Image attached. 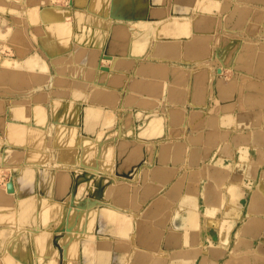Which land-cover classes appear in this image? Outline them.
<instances>
[{"label":"crops","instance_id":"0c3cea01","mask_svg":"<svg viewBox=\"0 0 264 264\" xmlns=\"http://www.w3.org/2000/svg\"><path fill=\"white\" fill-rule=\"evenodd\" d=\"M262 130L264 0H0V264H264Z\"/></svg>","mask_w":264,"mask_h":264},{"label":"bare ground","instance_id":"6f19581e","mask_svg":"<svg viewBox=\"0 0 264 264\" xmlns=\"http://www.w3.org/2000/svg\"><path fill=\"white\" fill-rule=\"evenodd\" d=\"M9 1V0H8ZM48 0H46V2H47ZM39 2V1H38ZM66 2L68 3L69 2V0H66ZM161 2V1H160ZM159 2V3H160ZM51 3V2H50ZM12 4V3H11ZM39 4V3H38ZM15 5V4H14ZM102 5V4H101ZM18 6V5H17ZM114 7V6H113ZM91 8H92V6H91ZM102 8V7H101ZM100 10V9H99ZM92 12V11H91ZM98 12V11H97ZM96 12V13H97ZM94 13V12H93ZM95 13V14H96ZM53 14V13H52ZM46 17L47 18H52V15H51V13L50 14H48V15H46ZM53 17H54V15H53ZM57 17V16H56ZM31 18V17H30ZM57 18H59V20H60V17H57ZM41 21V20H40ZM39 22V21H38ZM51 22V21H50ZM154 25V24H153ZM23 26V25H22ZM21 26V27H22ZM40 27V26H39ZM44 27V26H43ZM156 28V27H155ZM62 31H64V29H61ZM150 30V29H149ZM39 31V30H38ZM33 32V31H32ZM92 32H93V30H92ZM125 32V31H124ZM236 33V32H235ZM238 33V32H237ZM131 34V33H130ZM196 35V34H195ZM195 35H194V37H195ZM198 36V35H197ZM196 36V37H197ZM200 36V35H199ZM91 37V36H90ZM129 37V36H128ZM194 37H193V39H194ZM206 37V36H205ZM44 38V37H43ZM172 38V37H171ZM191 38V37H190ZM196 39V38H195ZM132 39H130V41H131ZM190 41V40H189ZM193 43V42H192ZM191 43V44H192ZM259 43V42H258ZM90 44V43H89ZM133 44V43H132ZM50 45V44H49ZM258 45V44H257ZM49 48V47H48ZM91 49V48H90ZM238 49V48H237ZM23 50V49H22ZM93 50V49H92ZM24 52V51H23ZM90 52V51H89ZM92 52V51H91ZM215 52V51H214ZM25 53V52H24ZM235 53H236V51H235ZM234 54V53H233ZM237 55V54H236ZM252 56V55H251ZM238 57V56H237ZM128 59V58H127ZM233 59V58H232ZM248 59V58H247ZM89 60H90V58H89ZM247 62V61H246ZM91 65V64H90ZM93 66V65H92ZM103 67V66H102ZM119 67V66H118ZM99 68V67H98ZM144 68V67H143ZM260 68V67H259ZM92 69V68H91ZM142 69V68H141ZM175 69V68H174ZM181 72V71H180ZM179 72V73H180ZM220 72V71H219ZM97 73V72H96ZM18 78V77H17ZM34 78H36V77H34ZM36 79H34V81H35ZM38 80V79H37ZM42 83V82H41ZM217 85V84H216ZM36 87V86H35ZM227 88V87H226ZM224 90V89H223ZM229 90V89H228ZM220 92V91H219ZM229 94V93H228ZM105 96V95H104ZM106 97H108V96H106ZM111 100V99H110ZM219 103V102H218ZM128 108H129V106H128ZM149 110V109H148ZM84 111V110H83ZM150 111V110H149ZM224 111V110H223ZM87 112V111H86ZM196 112V111H195ZM229 112V111H228ZM232 112V111H231ZM102 113V112H101ZM130 113H131V111H130ZM262 113V112H261ZM194 115V114H193ZM204 115V114H203ZM221 115V114H220ZM233 115V114H232ZM191 116V115H190ZM252 116V115H251ZM86 117V116H85ZM91 117V116H90ZM205 117V116H204ZM219 118V117H218ZM195 119V118H194ZM202 119V118H201ZM205 119V118H204ZM216 119V118H215ZM221 119V118H220ZM235 119V118H234ZM200 120V119H199ZM92 122V121H91ZM95 122V121H94ZM102 122V121H101ZM136 122V121H135ZM259 122V121H258ZM56 123V122H55ZM185 123V122H184ZM192 123V122H191ZM203 123V122H202ZM205 123V122H204ZM263 123V122H262ZM85 124V123H84ZM91 124V123H90ZM95 123H93V125H94ZM189 124V123H188ZM208 124H210V123H208ZM219 124V123H218ZM64 125V124H63ZM63 125H62V127H63ZM192 125V124H191ZM211 125V124H210ZM216 125V124H215ZM255 125V124H254ZM68 126V125H67ZM98 126V125H97ZM212 126V125H211ZM56 127V126H55ZM71 127V126H70ZM99 127H101V126H99ZM183 127H185L184 125H183ZM257 127V126H256ZM97 128V127H96ZM190 128V127H189ZM210 128V127H209ZM65 129V128H64ZM67 129V128H66ZM73 129V128H72ZM166 129H167V127H166ZM193 129V128H192ZM195 129V128H194ZM199 129V128H198ZM221 129H223V128H221ZM88 130V129H87ZM99 130V129H98ZM115 130V129H114ZM164 130V129H163ZM184 130V129H183ZM31 131V130H30ZM67 131V130H66ZM89 131V130H88ZM191 131V130H190ZM264 130H262V132H263ZM91 132V131H90ZM198 132V131H197ZM201 132V131H200ZM262 132H261V134H262ZM35 133V132H34ZM94 133V132H93ZM194 133V132H193ZM27 134V133H26ZM29 134V133H28ZM184 134V133H183ZM35 135V134H34ZM182 135V134H181ZM200 135V134H199ZM203 135V134H202ZM263 135V134H262ZM115 136V135H114ZM196 136V135H195ZM160 137V136H159ZM31 138V137H30ZM168 138V137H167ZM198 138H199V136H198ZM228 138V137H227ZM44 139H45V137H44ZM47 139V138H46ZM63 139V138H62ZM153 139V138H152ZM165 139V138H164ZM220 139V138H219ZM225 139V138H224ZM223 139V140H224ZM26 141V140H25ZM40 141V140H39ZM46 141V140H45ZM115 141V140H114ZM142 141V140H141ZM161 141H164V140H161ZM177 141V140H176ZM196 141H199V140H196ZM116 142V141H115ZM154 142V141H153ZM146 143V142H145ZM149 143H150V141H149ZM175 143V142H174ZM182 144V143H181ZM184 144V143H183ZM228 145V144H227ZM56 146H58V145H56ZM173 146V145H172ZM223 146V145H222ZM45 147V146H44ZM87 147V146H86ZM153 147V146H152ZM164 147V146H163ZM189 147V146H188ZM98 148H99V146H98ZM174 148V147H173ZM227 148V147H226ZM232 148V147H231ZM61 149H62V147H61ZM72 149V148H71ZM75 149V148H74ZM221 149V148H220ZM229 149V148H228ZM57 150V149H56ZM99 150V149H98ZM114 150V149H113ZM196 150V149H195ZM237 150V149H236ZM59 151V150H58ZM67 151V150H66ZM145 151V150H144ZM224 151V150H223ZM129 152V151H128ZM146 152V151H145ZM153 152V151H152ZM188 154H189V152H188ZM60 155H63V153L62 154H60ZM131 155V154H130ZM133 155V154H132ZM111 156V155H110ZM109 156V157H110ZM139 156V155H138ZM188 156V155H187ZM141 157V156H140ZM111 158V157H110ZM192 158V157H191ZM194 158V157H193ZM72 159V158H71ZM75 159V158H74ZM81 159H82V157H81ZM54 160V159H53ZM88 160V159H87ZM115 160V159H114ZM216 160V159H215ZM226 160V159H225ZM82 161V160H81ZM55 162V161H54ZM80 162V161H79ZM78 162V163H79ZM64 163V162H63ZM77 163V164H78ZM59 164V163H58ZM65 164V163H64ZM63 164V165H64ZM67 164V163H66ZM87 164V163H86ZM177 164V163H176ZM196 164V163H195ZM75 165V164H74ZM183 165V164H182ZM185 165H186V163H185ZM189 165V164H188ZM193 165H194V163H193ZM219 165V164H218ZM172 166V165H171ZM197 166V165H196ZM78 167V166H77ZM80 167V166H79ZM92 167V166H91ZM111 167V166H110ZM114 167V166H113ZM179 167V166H178ZM257 168V167H256ZM88 169V168H87ZM113 169V168H112ZM251 169V168H250ZM143 170V169H142ZM169 170V169H168ZM195 170V169H194ZM225 170V169H224ZM91 171V170H90ZM255 171V170H254ZM93 172V171H92ZM189 172V171H188ZM98 173V172H97ZM179 173H181V172H179ZM185 173V172H184ZM219 173V172H218ZM258 173V172H257ZM84 174V173H83ZM94 174V173H93ZM104 174V173H103ZM114 174V173H113ZM145 174V173H144ZM150 174V173H149ZM95 175V174H94ZM107 175V174H106ZM262 175V174H261ZM75 176V175H74ZM187 176H188V174H187ZM225 176V175H224ZM61 177V176H60ZM125 177V176H124ZM134 177V176H133ZM146 177V176H145ZM170 177V176H169ZM221 177V176H220ZM263 177V176H262ZM115 178V177H114ZM136 178H137V176H136ZM166 178V177H165ZM194 178V177H193ZM93 179V178H92ZM101 179V178H100ZM175 179V178H174ZM105 180V179H104ZM138 180V179H137ZM245 180V179H244ZM108 181V180H107ZM142 181V180H141ZM165 181V180H164ZM45 182V181H44ZM43 182V183H44ZM100 182V181H99ZM129 182V181H128ZM168 182V181H167ZM42 183V182H41ZM80 183V182H79ZM89 183V182H88ZM98 183V182H97ZM183 183V182H182ZM109 184H111V183H109ZM131 184V183H130ZM163 184V183H162ZM248 184V183H247ZM41 185V184H40ZM46 185V184H45ZM74 185V184H73ZM73 185H72V187H73ZM112 185V184H111ZM167 185V184H166ZM190 185V184H189ZM215 185V184H214ZM42 186H43V184H42ZM75 186V185H74ZM105 186V185H104ZM158 186V185H157ZM194 186V185H193ZM106 187V186H105ZM108 187V186H107ZM166 187V186H165ZM42 188V187H41ZM41 188H39L40 190H41ZM113 188V187H112ZM202 188V187H201ZM244 188V187H243ZM44 190H45V188H43ZM71 189V188H70ZM90 189V188H89ZM166 189V188H165ZM221 189V188H220ZM22 190V189H21ZM43 190V191H44ZM72 190V189H71ZM82 190V189H81ZM163 191V190H162ZM22 192V191H21ZM88 192V191H87ZM181 192V191H180ZM226 192V191H225ZM230 192V191H229ZM40 193V192H39ZM74 193V192H73ZM78 193V192H77ZM92 193H94V192H92ZM190 193V192H189ZM192 193V192H191ZM235 194V193H234ZM157 195V194H156ZM67 196V195H66ZM75 196V195H74ZM86 196V195H85ZM93 197V196H92ZM102 197V196H101ZM227 197V196H226ZM4 198V197H3ZM159 198V197H158ZM191 198H192V196H191ZM72 199V198H71ZM97 199V198H96ZM109 199V198H108ZM61 200H63V199H61ZM193 200V199H192ZM225 200V199H224ZM6 201V200H5ZM76 201V200H75ZM206 201V200H205ZM152 202V201H151ZM196 202V201H195ZM5 203V202H4ZM41 203V202H40ZM66 203V202H65ZM69 203V202H68ZM74 203V202H73ZM76 203V202H75ZM109 203V202H108ZM144 203V202H143ZM157 203V202H156ZM200 203V202H199ZM204 203V202H203ZM253 203V202H252ZM91 204V203H90ZM198 204V203H197ZM250 204V203H249ZM65 205V204H64ZM156 205V204H155ZM159 205V204H158ZM67 206V205H66ZM80 206V205H79ZM108 206V205H107ZM202 206V205H201ZM257 206V205H256ZM71 207H73V206H71ZM106 207V206H105ZM104 207V208H105ZM13 208V207H12ZM59 208V207H58ZM74 209V208H73ZM114 209V208H113ZM181 209V208H180ZM187 209V208H186ZM198 209V208H197ZM102 210V209H101ZM166 210V209H165ZM171 210V209H170ZM52 211H54V209L52 210ZM79 211H81V210H79ZM114 211V210H113ZM116 211V210H115ZM128 211V210H127ZM175 211H176V209H175ZM101 212V211H100ZM110 212V211H109ZM158 212H160V211H158ZM163 212V211H162ZM172 212V211H171ZM215 212V211H214ZM111 213V212H110ZM1 214V213H0ZM145 214H146V212H145ZM160 214V213H159ZM16 215V214H15ZM102 215V214H101ZM118 215V214H117ZM131 215V214H130ZM153 215V214H152ZM203 215V214H202ZM39 216H40V214H39ZM100 216V215H99ZM114 216V215H113ZM157 216V215H156ZM57 217V216H56ZM61 217V216H60ZM158 217V216H157ZM170 217V216H169ZM207 217V216H206ZM215 217V216H214ZM15 218V217H14ZM40 218V217H39ZM120 218V217H119ZM119 218H117V219H119ZM143 218V217H142ZM154 218V217H153ZM167 219H168V216L166 217ZM212 218V217H211ZM34 219H36V218H34ZM57 219V218H56ZM112 219V218H111ZM116 219V220H117ZM149 219V218H148ZM57 220H59V219H57ZM120 220H121V218H120ZM185 220V219H184ZM204 220V219H203ZM130 221V220H129ZM152 221V220H151ZM212 221V220H211ZM71 222H72V220H71ZM83 222V221H82ZM94 222V221H93ZM116 222V221H115ZM39 223V222H38ZM47 223V222H46ZM60 223V222H59ZM136 224V223H135ZM140 224V223H139ZM164 224V223H163ZM24 225H25V223H24ZM39 225V224H38ZM37 225V226H38ZM36 226V225H35ZM117 226H118V224H117ZM32 227V226H31ZM66 227V226H65ZM116 227V226H115ZM141 228H142V226H141ZM41 229V228H40ZM162 229V228H161ZM247 229V228H246ZM23 230V229H22ZM43 230V229H42ZM170 230V229H169ZM182 230V229H181ZM66 231V230H65ZM78 231H80V230H78ZM125 231V230H124ZM173 231V230H172ZM196 231H197V229H196ZM252 231V230H251ZM23 232V231H22ZM115 232V231H114ZM241 232V231H240ZM35 233V232H34ZM38 233H39V231H38ZM66 233V232H65ZM254 233V232H253ZM80 234V233H79ZM117 234V233H116ZM164 234V233H163ZM182 234V233H181ZM63 235V234H62ZM71 235V234H70ZM73 235V234H72ZM76 235V234H75ZM86 235V234H85ZM119 235V234H118ZM167 235V234H166ZM185 235V234H184ZM29 236V235H28ZM80 236V235H79ZM126 236V235H125ZM129 236V235H128ZM170 236V235H169ZM189 236V235H188ZM21 237V236H20ZM86 237V236H85ZM212 237V236H211ZM226 237V236H225ZM245 237V236H244ZM23 238V237H22ZM78 238V237H77ZM112 238V237H111ZM127 238V237H126ZM165 238H166V236H165ZM178 238V237H177ZM176 238V239H177ZM196 238V237H195ZM19 239V238H18ZM25 239V238H24ZM30 239V238H29ZM96 239V238H95ZM144 239V238H143ZM175 239V240H176ZM109 240V239H108ZM166 240V239H165ZM178 240V239H177ZM196 240V239H195ZM19 241V240H18ZM142 241V240H141ZM153 241V240H152ZM160 241V240H159ZM167 241H169V240H167ZM171 241H173V240H171ZM264 241V240H263ZM35 242V241H34ZM42 242V241H41ZM108 242V241H107ZM143 242V241H142ZM144 242H145V240H144ZM170 242V241H169ZM168 242V243H169ZM182 242V241H181ZM217 242V241H216ZM4 243V242H3ZM33 243V242H32ZM39 243V242H38ZM141 243V242H140ZM149 243H150V241H149ZM75 244V243H74ZM73 244V245H74ZM115 244V243H114ZM147 244V243H146ZM186 244V243H185ZM190 244V243H189ZM197 244V243H196ZM213 244V243H212ZM6 246V245H5ZM32 247V246H31ZM111 247V246H110ZM181 247H183V246H181ZM5 248V247H4ZM34 248V247H33ZM68 248V247H67ZM147 248V247H146ZM251 248H252V246H251ZM254 248V247H253ZM256 248V247H255ZM30 249V248H29ZM44 249V248H43ZM69 249H71V248H69ZM28 250V249H27ZM72 250V249H71ZM74 250V249H73ZM109 250V249H108ZM148 250H149V248H148ZM154 250V249H153ZM246 250V249H245ZM77 251V250H76ZM83 251V250H82ZM129 251V250H128ZM251 251V250H250ZM258 251H259V249H258ZM32 252V251H31ZM110 252V251H109ZM207 252V251H206ZM239 252V251H238ZM249 252V251H248ZM1 253V252H0ZM15 253V252H14ZM76 253V252H75ZM78 253V252H77ZM153 253V252H152ZM151 253V254H152ZM179 253H181V252H179ZM26 254V253H25ZM34 254V253H33ZM44 254V253H43ZM63 254V253H62ZM112 254V253H111ZM143 254V253H142ZM196 254V253H195ZM263 254V253H262ZM2 255V254H1ZM199 255V254H198ZM8 256V255H7ZM34 256V255H33ZM145 256V255H144ZM176 256V255H175ZM12 257V256H11ZM32 257V256H31ZM211 257V256H210ZM250 257V256H249ZM36 258V257H35ZM38 258V257H37ZM40 258V257H39ZM47 258V257H46ZM80 258H81V256H80ZM193 258V257H192ZM208 258V257H207ZM33 259V258H32ZM94 259V258H93ZM0 260H2V259H0ZM4 260V259H3ZM16 260V259H15ZM38 260V259H37ZM78 260V259H77ZM103 260H104V258H103ZM112 260V259H111ZM138 260V259H137ZM70 261H71V259H70ZM73 261V260H72ZM197 261V260H196ZM74 262H75V260H74ZM112 262V261H111ZM182 262V261H181ZM3 263V262H2ZM35 263V262H34ZM68 263V262H67ZM70 263V262H69ZM137 263V262H136ZM196 263V262H195ZM18 264V263H17ZM29 264V263H28ZM43 264V263H42ZM166 264H167V262H166ZM248 264H250V263H248Z\"/></svg>","mask_w":264,"mask_h":264},{"label":"rangeland","instance_id":"374dc122","mask_svg":"<svg viewBox=\"0 0 264 264\" xmlns=\"http://www.w3.org/2000/svg\"><path fill=\"white\" fill-rule=\"evenodd\" d=\"M51 3L56 4L59 0H49ZM67 3V2H66Z\"/></svg>","mask_w":264,"mask_h":264},{"label":"water","instance_id":"95a60500","mask_svg":"<svg viewBox=\"0 0 264 264\" xmlns=\"http://www.w3.org/2000/svg\"><path fill=\"white\" fill-rule=\"evenodd\" d=\"M7 188L10 189V184L7 185Z\"/></svg>","mask_w":264,"mask_h":264}]
</instances>
